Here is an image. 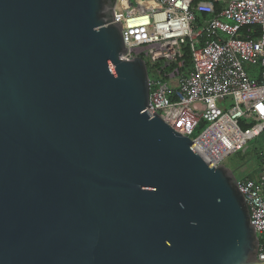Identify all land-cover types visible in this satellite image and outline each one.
I'll return each instance as SVG.
<instances>
[{
    "label": "water",
    "instance_id": "1",
    "mask_svg": "<svg viewBox=\"0 0 264 264\" xmlns=\"http://www.w3.org/2000/svg\"><path fill=\"white\" fill-rule=\"evenodd\" d=\"M118 0H0V264H257L234 174L148 114Z\"/></svg>",
    "mask_w": 264,
    "mask_h": 264
},
{
    "label": "built area",
    "instance_id": "2",
    "mask_svg": "<svg viewBox=\"0 0 264 264\" xmlns=\"http://www.w3.org/2000/svg\"><path fill=\"white\" fill-rule=\"evenodd\" d=\"M114 16L121 59L146 65L148 114L190 139L208 167L264 135V0H118ZM236 180L264 264V177Z\"/></svg>",
    "mask_w": 264,
    "mask_h": 264
},
{
    "label": "rangeland",
    "instance_id": "3",
    "mask_svg": "<svg viewBox=\"0 0 264 264\" xmlns=\"http://www.w3.org/2000/svg\"><path fill=\"white\" fill-rule=\"evenodd\" d=\"M126 6V3L123 4ZM149 7V6H147ZM232 101H228L230 105ZM247 151L231 154L228 156L223 165L234 173L235 177L240 180L243 176L254 174L256 177H264V135L252 139L247 143ZM261 155V160L258 158Z\"/></svg>",
    "mask_w": 264,
    "mask_h": 264
},
{
    "label": "trees",
    "instance_id": "4",
    "mask_svg": "<svg viewBox=\"0 0 264 264\" xmlns=\"http://www.w3.org/2000/svg\"><path fill=\"white\" fill-rule=\"evenodd\" d=\"M184 61H185L186 68H190L191 67V57H190L189 52L187 50L185 51ZM260 156L261 155H259L258 158L261 160V157ZM248 177L250 179H255L256 178V176L254 174H251Z\"/></svg>",
    "mask_w": 264,
    "mask_h": 264
}]
</instances>
